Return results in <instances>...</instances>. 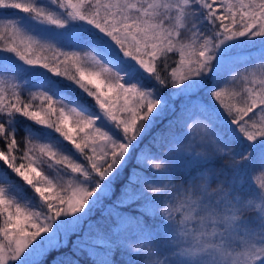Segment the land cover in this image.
Listing matches in <instances>:
<instances>
[{
    "label": "snow or ice",
    "instance_id": "6c2138e0",
    "mask_svg": "<svg viewBox=\"0 0 264 264\" xmlns=\"http://www.w3.org/2000/svg\"><path fill=\"white\" fill-rule=\"evenodd\" d=\"M0 73V264H264V0H0Z\"/></svg>",
    "mask_w": 264,
    "mask_h": 264
},
{
    "label": "trees",
    "instance_id": "16d2710c",
    "mask_svg": "<svg viewBox=\"0 0 264 264\" xmlns=\"http://www.w3.org/2000/svg\"><path fill=\"white\" fill-rule=\"evenodd\" d=\"M10 76V74H7ZM21 83H23V81L19 80ZM239 85H237L238 87ZM26 94V93H25ZM165 95L168 94V92L166 91L164 93ZM89 102L91 103V100H89ZM167 121H165L166 123ZM151 137L149 136L148 138L145 139L144 141V144H147L148 143V140L150 139ZM141 147H143V144L141 145ZM135 163V161H133V164ZM96 219H99V216L97 215L95 217ZM151 223V221H150ZM80 260H81V264H93V261L90 257H87V256H81L80 257ZM114 260L116 262V264H124V261L128 260V256L127 255H122L120 251H117L115 256H114Z\"/></svg>",
    "mask_w": 264,
    "mask_h": 264
},
{
    "label": "rangeland",
    "instance_id": "374dc122",
    "mask_svg": "<svg viewBox=\"0 0 264 264\" xmlns=\"http://www.w3.org/2000/svg\"><path fill=\"white\" fill-rule=\"evenodd\" d=\"M0 75L5 76L6 78H11V76H9V75H7V74H4V73H0ZM17 82L21 83L19 80H17Z\"/></svg>",
    "mask_w": 264,
    "mask_h": 264
}]
</instances>
